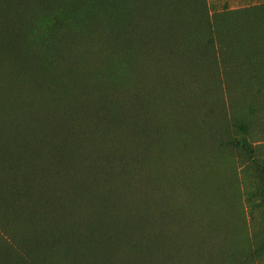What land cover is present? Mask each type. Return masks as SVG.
I'll return each instance as SVG.
<instances>
[{
    "label": "rangeland",
    "instance_id": "obj_1",
    "mask_svg": "<svg viewBox=\"0 0 264 264\" xmlns=\"http://www.w3.org/2000/svg\"><path fill=\"white\" fill-rule=\"evenodd\" d=\"M149 1L133 0L130 41L111 42L99 25L54 28L52 34H65L55 46H64L56 68V49L50 53L30 38L40 31L38 0H0V110L6 90L23 78L36 99L89 97L83 89H94L91 73L103 74L111 51H128L131 66L143 74L163 69L192 95L175 102L177 117L163 125L173 141L144 148L145 166L130 181L134 199L147 194L151 204L175 213L169 229L177 252L164 248L161 264H264V62L251 64L261 69L256 76L245 66L248 52L264 48V5L246 14L226 12L224 0H161L168 9L185 2L182 12L193 15L176 16L173 29L151 17L157 10ZM77 77L84 79L77 84ZM120 86L111 93L113 103L128 108ZM9 94L14 102L19 98L17 90Z\"/></svg>",
    "mask_w": 264,
    "mask_h": 264
},
{
    "label": "trees",
    "instance_id": "obj_2",
    "mask_svg": "<svg viewBox=\"0 0 264 264\" xmlns=\"http://www.w3.org/2000/svg\"><path fill=\"white\" fill-rule=\"evenodd\" d=\"M72 1L77 8L70 7ZM160 1L152 0L157 12L151 17L167 21L168 28L175 29L170 21L176 24V16H193L182 12L185 2L168 9ZM133 3L38 0L40 31L38 39L33 33L30 38L50 53L56 49L51 62L60 68L64 46H55L65 34H52L54 28L99 25L110 31L111 42L130 41ZM112 52L103 74L91 73L94 89H83L89 97L36 99L25 78L6 90L0 110V264H161L164 248L177 252L169 229L175 215L171 206L156 207L147 194L134 199L130 181L143 170L154 142L160 147L163 139L173 141L163 125L175 119V102L192 94L185 95L182 82L169 79L163 69L143 74L131 66L128 51ZM249 57L245 66L256 76L261 69H250L254 60ZM119 85L128 108L113 103L111 93ZM12 90L19 93L16 102ZM180 122L177 118L172 127ZM146 133L154 136L144 139Z\"/></svg>",
    "mask_w": 264,
    "mask_h": 264
},
{
    "label": "crops",
    "instance_id": "obj_3",
    "mask_svg": "<svg viewBox=\"0 0 264 264\" xmlns=\"http://www.w3.org/2000/svg\"><path fill=\"white\" fill-rule=\"evenodd\" d=\"M223 3L230 5V8L228 10H226V12L233 13V11H237V12H244L246 14H249V13H252V12H258V10H254V8H253V7H256V5H254V4H257L258 6L264 5V0H224ZM243 4H246L247 7L235 9L236 6H240V5H243ZM250 4L253 5V6H251ZM260 10H261V13L264 14V9L260 8ZM261 36H262V34H260V37ZM250 37H252V36H250ZM252 53L248 52L247 54L250 55ZM253 54H255L254 55V61H256V62L257 61L264 62V48L262 50H260L258 54L256 52H254ZM249 61H250V57L248 56L246 58V62H249ZM262 64H264V63H262ZM263 67H264V65H263Z\"/></svg>",
    "mask_w": 264,
    "mask_h": 264
}]
</instances>
